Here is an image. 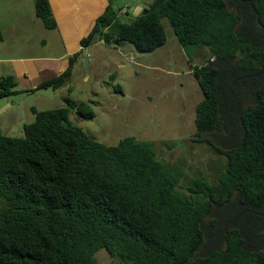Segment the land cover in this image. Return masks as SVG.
<instances>
[{"label": "trees", "instance_id": "trees-1", "mask_svg": "<svg viewBox=\"0 0 264 264\" xmlns=\"http://www.w3.org/2000/svg\"><path fill=\"white\" fill-rule=\"evenodd\" d=\"M242 1L260 43L264 0ZM34 10L46 29H56L48 0H35ZM162 19L181 46L204 47L214 58L193 70L202 93L194 136L225 157L223 173L213 183L202 176L192 179L185 193L182 174L157 159L153 144L126 137L105 145L72 124L71 109L83 119L94 117L89 104L68 99L59 108L31 109L34 120L23 125L22 137L0 131V197L5 200L0 264H96L101 250L117 264H264V250L246 249L235 228L226 232L224 249L199 255L202 224L213 209L233 201L243 208L264 204V83L256 102L241 110L238 146L220 149L207 138L221 125L220 75L228 67L240 74L264 68V47L246 37L243 12L230 9L226 0H153L135 18L109 2L80 46L98 39L150 53L166 43ZM80 53L69 58L63 73L35 89L19 90L13 75L1 77L0 98L61 88Z\"/></svg>", "mask_w": 264, "mask_h": 264}, {"label": "rangeland", "instance_id": "rangeland-1", "mask_svg": "<svg viewBox=\"0 0 264 264\" xmlns=\"http://www.w3.org/2000/svg\"><path fill=\"white\" fill-rule=\"evenodd\" d=\"M152 1L106 0L108 4L112 3L116 11H122L126 7L131 9L138 4L149 5ZM226 1L232 10L244 8V32L249 33L248 29L254 22L251 14L246 11V6L235 0ZM16 18H22L24 22L27 20V17ZM162 24L167 36L166 43L150 53H140L127 42L104 43L96 39L89 47L81 48L82 52L72 68V75L61 88L0 98V119L8 117L4 113L11 108L10 112L13 110L19 115L20 122L26 124L34 120L31 108H59L66 106L68 99L77 104L86 103L94 117L83 119L71 109L69 120L97 142L116 145L123 138L133 137L153 144L157 159L177 168L182 174L180 187L184 192L189 182L196 177L202 176L210 183L217 181L223 173L225 157L217 154L212 146L195 142L194 136L195 107L202 100V93L193 70L204 66L211 59L214 61V58L209 57L208 50L204 47L181 46L168 20L162 19ZM31 25L32 23L24 25V32L19 35L20 40L12 47L2 48L0 57L58 56L67 51L59 33L50 32L43 25V32L37 29L35 34L28 33ZM34 37L36 42L32 41ZM43 38L45 41L38 44ZM5 66L6 64H0V76ZM229 70L233 69L228 67V71L220 76V99L229 94ZM253 82H256V86L263 84L264 76L242 83L240 108L233 99L225 102L227 107L221 102V125L207 135L214 146L229 149L241 143L243 130L237 118L240 109L256 102V99L248 98V86ZM226 109L231 113L229 120L225 117ZM18 123H12L9 131L2 133L9 137H22L23 128ZM4 206L5 200L0 197V209ZM232 206L216 207L204 219L202 228L205 238L199 251L200 256H209L215 250L224 249L225 245L215 246L231 228L238 229L247 239L250 238L248 219L228 225L234 220L230 213ZM256 239L264 241V236ZM95 260L96 264H117L104 250L95 254Z\"/></svg>", "mask_w": 264, "mask_h": 264}, {"label": "crops", "instance_id": "crops-1", "mask_svg": "<svg viewBox=\"0 0 264 264\" xmlns=\"http://www.w3.org/2000/svg\"><path fill=\"white\" fill-rule=\"evenodd\" d=\"M48 1L57 25L56 29L49 31L60 34L67 51L58 56L0 57V64H6L0 77L13 75L17 80L18 89L22 91L35 89L42 82L63 73L69 65V58L79 51L82 52L81 39L90 32L96 18L103 13L108 5L106 0ZM34 2L35 0H0V29L3 36L0 50L4 47H12L11 45L20 40L19 35L24 32L26 23H32L28 33L35 34L37 29L39 32H43V23L34 13ZM128 9L129 7H126V10ZM16 17H27V20L24 22L22 18ZM32 41L36 42V37ZM44 41L43 38L38 44ZM38 44L35 46L37 47ZM33 93L29 92L28 94ZM10 109L4 113L8 117L0 119V131L3 133L9 131L12 123L19 122L18 126H22V128L24 125L23 122H20L19 115L15 114L13 110L10 112Z\"/></svg>", "mask_w": 264, "mask_h": 264}, {"label": "flooded vegetation", "instance_id": "flooded-vegetation-1", "mask_svg": "<svg viewBox=\"0 0 264 264\" xmlns=\"http://www.w3.org/2000/svg\"><path fill=\"white\" fill-rule=\"evenodd\" d=\"M235 2L240 3L242 5H245L246 11L249 12L248 5L244 1L235 0ZM238 9L242 11V9H244V8H242V9L238 8ZM248 30H249V33L248 32L246 33V37L249 39V41L257 48L264 47V41L258 43L260 35L256 30V22H254V24ZM263 70H264V68L259 69L258 71H255L252 73H248V74H243V73L240 74V73L236 72L235 70H229L230 71L229 94L227 95V97L220 99V104H221V102H223L225 104L226 101H228V100L231 101L233 99V101L236 103L237 107L240 108V106L242 104V102L240 100V96H241V93L243 92V91H241V93H240V90L242 89L241 86L245 83V81L247 82V80H250V79L256 80L258 78H261L262 76H264V73H262L256 77L248 78L247 76L258 74ZM219 84H220L219 85V92H221V83H219ZM260 85L258 84L256 86V82H253V84L251 83V85L248 86V93H249L248 98L250 100H255V99L257 100L256 90ZM225 107H227V105ZM242 109H240L239 117L237 118V121H239L241 128H242V124H241L240 114H241ZM225 117H226V119L228 118V120L230 119L231 113H230L229 109H226ZM228 205H230V206L233 205L230 208V213H231V215H233L232 219H234L228 225H230V224L234 225L235 223L239 222V220L248 219L247 220V225H248L247 230H250L251 236L249 239H247L245 237V235H243V233H241L242 237L244 239V247L248 250H264V241L256 239L258 236L259 237L264 236V204L259 205V206H255V207L251 206L249 208H243L242 206H240L238 204L237 201H234V202L228 203L227 206ZM225 234L219 240V242L216 244L215 248L217 246L220 247L221 245H225V242H224Z\"/></svg>", "mask_w": 264, "mask_h": 264}, {"label": "water", "instance_id": "water-1", "mask_svg": "<svg viewBox=\"0 0 264 264\" xmlns=\"http://www.w3.org/2000/svg\"><path fill=\"white\" fill-rule=\"evenodd\" d=\"M149 9V5H142V4H138L136 5L135 7L133 8H129L128 10H126V8H124L122 11L125 12V16H128V15H131L132 17H139V15L142 13V14H145L147 12V10ZM264 73V70L261 71L260 73L258 74H254V75H248L247 77L250 78V77H256L260 74Z\"/></svg>", "mask_w": 264, "mask_h": 264}, {"label": "built area", "instance_id": "built-area-1", "mask_svg": "<svg viewBox=\"0 0 264 264\" xmlns=\"http://www.w3.org/2000/svg\"><path fill=\"white\" fill-rule=\"evenodd\" d=\"M210 61L212 62L213 60L211 59Z\"/></svg>", "mask_w": 264, "mask_h": 264}]
</instances>
